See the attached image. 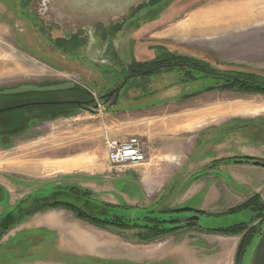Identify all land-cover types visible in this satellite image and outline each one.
<instances>
[{
    "label": "rangeland",
    "instance_id": "1",
    "mask_svg": "<svg viewBox=\"0 0 264 264\" xmlns=\"http://www.w3.org/2000/svg\"><path fill=\"white\" fill-rule=\"evenodd\" d=\"M28 1L27 4L31 16L36 17L41 23L51 24L48 27V36L50 38L53 39L56 36L62 37L72 33V35H76V39L73 40L74 42L72 41L73 43L71 42L66 45L69 49L76 48L74 49L76 50V55H80L85 49L86 46L79 49L77 47L80 44L85 45L86 36L89 37L87 45L92 47L91 50H93L95 43L103 39L98 38L97 40L95 37L100 26L109 30L108 34L111 36L110 26L119 22L122 26L119 31H116L117 28L114 29L116 32L113 31V37H116L117 41L126 44L131 54H136L141 59H150L148 58L149 54L146 53V48L150 49L157 43L158 45H162L163 48L164 45H169L167 46L169 49H176L181 53L198 58L203 61L206 67L214 70L251 73L264 77V0H248L247 5L237 6L234 4L230 5L229 2L231 0H150L145 7H142V5L148 0H130V2L122 4L115 14L106 15L101 12L96 16L79 17L77 19L68 17L67 13H65L67 17L61 18L57 16L58 12L54 11L57 9V4L52 0ZM24 7L22 0H0V90L20 91L24 89L35 92L41 88L55 85L61 78L65 79V77L69 76L76 77V82L89 89L93 93V97L97 99L100 92H104L112 86L106 77L102 79L96 69L91 68L84 59H72L50 46L47 41L48 39L38 34L33 19L29 15L22 16L21 11ZM219 9H222L219 11L221 17L215 13ZM236 10L243 11L244 14ZM199 11L203 12L199 14L198 19L200 22L196 29L193 30L191 28L190 33L184 35L187 39L194 38L191 40L177 38H167L165 40L164 38L165 41L161 39L172 29L174 30L177 27H184L186 25L193 26L195 22L190 21V19ZM250 16L252 18L251 23L243 27H235L249 21ZM197 32L200 34H197ZM197 77L198 79L195 81L182 84L181 90L180 86H176L165 92L160 91L159 94L161 96L164 93L166 97L171 96L165 102L169 105V109L172 110L174 119L176 113L183 108L193 109L197 105L207 106L216 103L221 105H219L221 118L231 115H247L242 117L253 119L252 121L264 118V111L259 112L257 115L250 114L251 111L257 112L254 109H259V105L264 104V92L246 90V93L240 91L239 89L241 88L231 90L229 88L235 86L217 81L211 76L200 77L197 73ZM154 78L155 75L132 77L128 80L127 86L142 84L145 80L150 81ZM174 81L176 79L172 78L168 80L165 77L161 79V85H169ZM60 85L62 87L72 86V84H66V82L60 83ZM207 87L211 88L210 91L196 93V91L199 92L198 90H204ZM149 99L153 101L152 96H149ZM95 103L99 106L95 108V106L91 105L92 110H99L103 106L98 101ZM104 107L107 108L108 106L105 105ZM70 108L73 109L75 106L71 105ZM91 109L77 108L53 120L36 121V125L40 127L39 130L31 129V126L25 132V141L14 143L11 147L0 145V174L5 175V173L11 170H17L25 173L28 177L54 179L53 177L55 175L58 176L59 172L53 171L51 165H44L43 162L51 164L53 162L51 158L58 154L81 153V156L90 159V162L93 164L92 169L103 171L110 168L109 178L106 179L109 189L94 192L80 187L81 191L86 190L88 192L91 196V201L109 207H117L122 209V211H131L136 207L133 206V204H136L133 201L134 194L138 198V194H141L139 206L142 213L137 214L136 217H143L144 211L142 210L154 214L161 212L164 214L163 217H166L163 218L165 221L156 222V225H159L161 228L169 227V223L176 220L170 218L169 212L172 213L187 205L186 203L171 205L169 201L173 199L172 196L180 198L184 194L187 184L194 180L196 175L190 177L172 176L169 186L171 184L177 185V188L180 187L182 189L179 191H176V186H171L170 188L167 187L164 191L156 193H149L147 191L143 193L141 188V193L133 192L134 184L138 185L140 180L139 175H135L136 168L111 165L105 161L103 143L105 133L102 130L103 128H100L93 139L81 137V132L78 134L80 137L77 140L68 138L70 137L68 132L70 126L72 127L75 124H82L88 121L90 118L85 117H88L93 112ZM92 119L99 120L97 117H92ZM59 130L67 131L68 134L65 133V135H68L65 136L66 140L60 144H58L59 142H50L53 133ZM174 131V140H177L180 137V132L176 128ZM194 134L195 130H191L184 132L183 136L189 137V135ZM118 138L121 137L118 136ZM193 139L194 136L191 141ZM38 166L43 167L44 170L37 174ZM101 175L100 173L95 174L99 179ZM141 178L143 179V176ZM167 178L169 177L165 176V179ZM74 187L79 189V187ZM103 187L106 186L104 185ZM174 188L176 189L172 190ZM253 196H257L260 199L258 216L253 220L255 233L251 237V241L249 240L245 246L242 258L238 262L234 260V255L232 256L229 250L224 251L219 247L228 240L226 238L233 237L235 240H238L235 249L232 251H237L241 239L240 235H242L244 230L236 234L214 233L193 227L182 228L176 231L191 232V235L194 232H198L204 235L202 239L206 244L205 264H251L250 258L257 245L258 236L264 228V194H254ZM229 209L219 213H227ZM204 212L207 213L206 211ZM212 213L214 214L202 215L200 217L199 223L202 227H224L247 221L251 215L248 210L236 213L229 212L230 214L223 215H218L216 214L217 212ZM69 216L76 217L71 211ZM127 218H129V214ZM139 222L143 224V218L139 219ZM107 230L125 233V235H128L126 239L130 238L132 241L142 243H148L156 238L176 232H169L157 236L152 240H144L141 238L142 233L149 236L146 229L138 227H109ZM38 253L42 254V251ZM72 258L78 261V264L83 262L90 263L92 260L90 258H82L80 260Z\"/></svg>",
    "mask_w": 264,
    "mask_h": 264
},
{
    "label": "crops",
    "instance_id": "2",
    "mask_svg": "<svg viewBox=\"0 0 264 264\" xmlns=\"http://www.w3.org/2000/svg\"><path fill=\"white\" fill-rule=\"evenodd\" d=\"M247 3L248 0L229 2L230 5L235 6L247 5ZM201 12L203 11L197 12L190 19L195 22L193 26L186 25L172 29L161 39L165 41L167 38L184 40L194 38L187 39L184 35L189 34L191 28L196 29ZM251 22L250 16L249 21L235 27H243ZM60 81L40 90L56 91L58 95L61 89H68L60 85L63 82L84 89L76 82V77L68 76L65 79L61 78ZM178 86L181 90L182 85ZM205 89L196 93L210 91ZM158 93L160 91L152 96L153 101L149 97H142L134 102L123 101L114 107L101 106L99 110L91 109L93 112L85 117L90 118L88 121L70 126L68 138L77 140L81 136L93 139L100 128H103L107 137L116 140H123L132 135L139 136L147 145L148 157L139 165H128L136 168L135 175L140 177L138 185L134 184L133 192L141 193L140 188L143 193L146 191L156 193L171 186L177 188L174 184L169 186L172 176L202 175L195 180L196 182L193 181L186 186L180 198L172 196L173 199L169 201L171 205L186 203L193 209L222 212L254 194H264V166L232 160L236 156L243 155L264 159L263 117H261L263 119H254L255 121L242 117L247 115L221 118L220 104L216 103L207 106L197 105L193 109L183 108L176 113L174 119L172 110L165 102L171 96L166 97L165 93L161 96ZM254 110L257 112L251 111L250 114L257 115L263 112L264 104ZM15 115L20 116L19 113ZM58 117H61L60 114L44 120ZM92 117H97L99 120ZM27 123L25 125L26 121L21 116V126L25 125V127L7 134L6 136H10V143L0 145L11 147L14 143H21L25 141V132L31 126V129L35 130L40 128L35 122L32 123L33 125L31 122ZM175 128L180 132L177 140H174ZM191 130H195L194 135L183 136L184 132ZM65 133L67 131L64 130L54 132L50 142L62 143L66 140L65 136H68ZM193 136L194 139L191 141ZM104 159L109 163L105 148ZM51 160L53 161L51 164L49 162L43 164L51 165L53 171L59 172L58 176L53 177L54 179L28 177L17 170H11L5 175L0 174V216L22 199L42 193L47 194L45 191L50 192L54 187L76 186L94 192L109 189L106 179L109 178L110 168L103 171L92 169L93 164L90 159L81 156V153L58 154ZM37 168V174L44 170L40 166ZM98 173L102 174L100 179L95 176ZM165 176L169 178L165 179ZM104 185L106 187H103ZM179 190L182 189L180 187L176 189ZM138 195L139 198L136 194L133 197L136 203L133 204L134 207L136 206L135 211L141 210L139 206L141 194ZM69 213V210L62 207H51L31 213L2 236L0 258L11 255L9 264H78V261L73 260L72 257L78 260L90 258L108 261L113 264H205L206 262V244L202 239L204 235L198 232H194L196 235H191V232L176 231L151 242L142 243L132 241L130 238L126 239L128 235L125 233L107 230L109 227H96L75 216L70 217ZM226 239L219 248L224 251L229 250L233 256L235 251L232 250L235 249L238 239L235 240L233 237ZM39 251H42V254H39Z\"/></svg>",
    "mask_w": 264,
    "mask_h": 264
},
{
    "label": "flooded vegetation",
    "instance_id": "3",
    "mask_svg": "<svg viewBox=\"0 0 264 264\" xmlns=\"http://www.w3.org/2000/svg\"><path fill=\"white\" fill-rule=\"evenodd\" d=\"M22 1H23V5L25 6L24 8H22V11H21L22 16L25 17L26 15H29L33 19V22L35 24L38 34L48 39L47 41L49 42L50 46L56 48L60 52H63L66 56L72 59H84L85 62L91 68L96 69L97 73L102 77V79L103 77H106L109 83L112 84V86H110V88L106 89L104 92H100L98 97H101V98L99 100H98V97L97 99H95L92 95L93 93L85 87H84L85 90L80 87H78L79 89H77L75 86L65 87L68 89L72 88L70 89L71 91L78 92V96H74L69 93V94H63V95L58 94L57 96H52V97H48V96L34 97L35 95H32V93L29 94V92H32V91L24 90V89L20 90L19 93L10 91V90L9 91L0 90V144L10 143L9 142L10 136H6V135L13 132L12 131L13 129L11 128L12 115L8 113L9 109L11 111H14V113L16 114L19 113V115L25 119L26 121L25 125H27L28 124L27 122L30 123V122H36V121H44V119H49L48 117H53V115L56 116L60 114V116H62V115H65L66 112L70 110H75L77 108L87 109V106L97 105V103H95L97 101L99 102V104L104 102L103 106L106 105L108 107H114L116 105H120V103H123V101L126 103L134 102L142 97L145 98L149 96H154L157 92L162 91L163 88L165 90H168L178 85H182L184 83L195 81L198 79L197 73L199 74L200 77H206L210 75L205 74L204 71H216V72L220 71V70H214V69L206 67L203 61H201L198 58L186 55L185 53H181L176 49H169L167 47L169 45L167 46L164 45V48H163L162 45H158L156 43V45H154L152 48L150 49L146 48V53L149 54L148 58L150 59H141V57L136 56V54L132 55L129 47L126 44L117 41L118 39H116V37H113L114 35L113 31H115L114 29L117 28L116 31H119V29L122 26L121 23L119 22L114 23L113 25L110 26L111 36L108 34L109 30H106L104 27L99 25L100 29L98 30V33L95 34L96 35L95 37L97 38V40L98 38L100 39L103 38V39L98 40L99 42L97 41L94 45V49L91 50L92 47H89L87 45V41L89 37L86 36L85 45L80 44L77 47L79 49L80 47L86 46L85 49L83 50V52L80 53V55L79 54L76 55L75 54L76 50H74L76 48L69 49L66 47L68 43H71L74 39H76L75 38L76 35H72L73 34L72 33V34L64 35L62 37L56 36L53 39L50 38L48 36L49 35L48 27H50L51 24L48 25L45 23H41L38 19H36V17L34 16L32 17L28 9L29 7L27 4L28 0H22ZM145 6H147V4L142 5V7H145ZM31 25L34 26L33 24ZM161 59H179V60L156 63L157 60H161ZM181 59H197L203 63V66L189 63ZM140 75L141 76L142 75H155V78L152 80L149 79L150 81L145 80V82H143L142 84L127 86L128 80L130 78L137 77ZM165 77L168 80H171L172 78L176 79V81H174L173 83H170L169 85L167 84L161 85L162 83L161 79ZM248 77H251V76H248ZM257 77L264 79V77H260V76H257ZM212 78H215V77H212ZM253 78L255 79V77ZM215 79L217 81L225 82L226 84H230L231 82V81H226L228 79H220V78H215ZM124 81L125 83L122 85ZM239 82H241L240 85L241 84L244 85L242 81H239ZM259 86L264 91V86L262 85H259ZM116 89H119L117 97H116V93H117ZM229 89L237 90L239 88L233 87ZM239 90L247 93V91L244 89H239ZM112 91L113 93L111 95H108ZM40 92H43V90L35 91L34 93H40ZM120 95L122 96V98H120L121 97ZM79 98H84V99H79ZM44 99H49V100H44ZM88 100H93V101H91L90 104L86 105L85 102ZM46 102H50L54 104H50V105L40 104V103H46ZM77 102H80V103L77 104ZM24 104L29 105V106L27 107L22 106ZM71 105H74L75 108L73 109L70 108ZM232 160H235L236 162H251L254 164L264 166V159L256 158L252 156H245V155L236 156ZM201 177L202 175H196L195 179L189 182L187 186L191 184L193 181ZM69 187L74 188V186L54 187V190H51L50 192L45 191L47 194L42 193L43 196L41 197L51 198L53 201L59 198L70 199L74 204H77L78 207H74L73 205H68V204L57 205V206H42V205L36 206L41 197L34 198L35 196H32V197L28 196L22 199L21 201H19L18 203H16L11 209L5 211L4 214L0 216V232L10 222H13L12 226H14L18 224L19 222H21L22 220H24L26 217H28L31 213L42 210V209L51 208V207H62L67 210H70L75 215L77 213V210L75 209H80V210H84L100 218L108 217V218H114V219L115 218L117 219L125 218V216L128 214L135 217L137 214L139 215L140 213H142L141 211H137V210L135 211V209L129 211L130 212L129 213V212L122 211V209L117 208V207H109V206L101 205L95 201H91L90 195L82 196L80 195V193H78L76 189H71ZM49 193H51V195ZM251 197L231 207L227 213L220 214L219 212H217L216 214L223 215V214L236 213L237 211L231 210V209L241 205L245 201L249 200ZM30 207H32V209H30ZM26 209L27 210L30 209V211L25 212ZM206 212L207 213H205L203 210H200V209L190 208L188 205H186L182 209L173 211L172 213L169 212L170 218L176 219L175 222L171 221L170 222L171 224L169 223V226L179 227L178 225H182L181 227L173 230L172 232L176 230H180L182 228H188V227L189 228L193 227V228H197V229L204 230V231H211L208 228H204L199 225H184L185 222L197 221V219L194 216H192V214L201 215V216L214 214L210 211H206ZM160 213L161 212L156 213V214L153 213V214L159 215L162 218V215L164 214L163 213L160 214ZM76 217L81 219L77 215ZM199 221L200 220H198V222ZM117 224H110V225L105 226L104 228L118 227ZM253 224L254 222L252 221L246 225L248 227H251L253 226ZM12 226L7 231H9L12 228ZM96 227H99V226H96ZM211 232L220 233L217 231H211ZM245 232L246 231H244L242 235H240L241 238L243 237ZM4 234L1 235L0 239L2 238ZM261 234H262V231L258 237H260ZM235 258H236V250L234 254V260ZM10 261H11V255H8L7 258H0V264H9ZM93 261H96V262L90 261L89 264H113V262L110 263L108 261H97V260H93Z\"/></svg>",
    "mask_w": 264,
    "mask_h": 264
},
{
    "label": "trees",
    "instance_id": "4",
    "mask_svg": "<svg viewBox=\"0 0 264 264\" xmlns=\"http://www.w3.org/2000/svg\"><path fill=\"white\" fill-rule=\"evenodd\" d=\"M173 60H179V59H161V60H157L156 63H159V62H170V61H173ZM183 61H186V62H189V63H193V64H197V65H200V66H203V63L197 59H181ZM232 73H235V74H242V75H247V76H251L252 78L253 77H257V75H254V74H251V73H240V72H232ZM226 81H231L230 82V86H235L237 88H241V89H244V90H251V91H261V92H264L262 88H260L259 85H256V84H253V83H248V82H243L244 85H240L241 82H239L238 80H226ZM41 86V85H40ZM77 89H79L78 87H76ZM211 88L210 87H207L205 90H210ZM58 91V90H57ZM72 92V93H71ZM32 95H35L34 97H38V96H41V97H46V96H56L57 93L56 91H43V92H40V93H34V92H29V94ZM71 94V95H74V96H78V92L76 91H71L70 89H61L59 94L60 95H63V94ZM91 97V96H90ZM44 100H49V99H44ZM16 101V99H15ZM18 103V102H16ZM42 105H50V104H54V103H50V102H46V103H40ZM31 105V104H30ZM22 106H29V105H22ZM8 111V110H7ZM9 114L12 115V131L13 132H16V131H19L21 129H23L25 127V125L21 126V116H16L14 111H11L9 109L8 111ZM66 114V113H65ZM55 115H53L54 117ZM24 120V118H23ZM71 189H76L78 191V193H80V195L82 196H87L89 195L88 192L86 190L84 191H81L80 189L78 188H73V187H69ZM260 199H258L257 196H253L252 198H250L249 200L245 201L244 203H242L241 205L231 209V210H235L237 212H240V211H243V210H248L249 213L251 214L249 219L247 221H242V222H238V223H234L232 225H228V226H220V227H217V228H211L209 230L211 231H217V232H220V233H227V234H236V233H239L241 231H246L245 234L243 235V237L241 238L239 244H238V248H237V251H236V262L240 261L241 258H242V253L244 251V248L245 246L248 244L249 240L251 239V237L254 235L255 233V228L253 226L251 227H248L246 224H248L249 222H252L254 219H256V217L258 216V205L259 204V201ZM57 205H65L63 203H54V202H51V203H46L42 206H57ZM263 209V208H262ZM77 210V213L76 215L78 217H80L81 219L83 220H86L96 226H99V227H102L104 228L105 226L107 225H110V224H117L118 222V227H138V228H142V229H146L149 236L142 233L141 235V238L142 239H154L156 238L157 236H160V235H163V234H167L169 232H172L173 230L179 228V227H176V226H169L167 228H161L159 227V225H156V222L160 223L162 221H165L163 218V215H162V218L159 216V215H154L152 212H146L144 211V215L143 217H134V216H131L129 215V218H127V215L125 216V218H108V217H97L91 213H88L84 210H80V209H75ZM32 212V211H31ZM125 212H129V211H125ZM151 214V215H150ZM161 214V213H160ZM143 218L144 220V223L143 224H140L139 222V219ZM172 222H175L174 220ZM171 224V223H170ZM13 225V222H10L7 224V226L0 232V237L2 234H4L11 226ZM138 236H140L138 234Z\"/></svg>",
    "mask_w": 264,
    "mask_h": 264
},
{
    "label": "water",
    "instance_id": "5",
    "mask_svg": "<svg viewBox=\"0 0 264 264\" xmlns=\"http://www.w3.org/2000/svg\"><path fill=\"white\" fill-rule=\"evenodd\" d=\"M52 1H54V3L56 2L55 4H57V9L54 10L55 12H58L57 16H60L61 10L63 9V6L65 4L68 5L69 1H73L71 6L75 9H77L81 13V15L79 16L80 18L96 16L97 14H100L101 12L103 14H106V15L115 14L118 11L119 7L122 6V4L130 2V0H52ZM149 1L150 0H148L145 4H147ZM140 4H142V3H140ZM69 7H70V5H69ZM67 16L71 17L70 13H67ZM116 60H118V59H116ZM204 73L208 74L212 77H215V78L238 80V81L249 82V83H253L256 85L264 86V79L263 78L256 77L254 79V78L248 77L246 75L235 74L232 72H224V71H217V72L216 71H204ZM124 83H125V81L122 83V85ZM118 91H119V89H116V92H117L116 97L118 95ZM112 93H113V91L110 92L108 95H111ZM100 98L101 97H98V100ZM93 100H88L85 102V104L86 105L90 104L91 101H93ZM79 103L80 102H77V104H79ZM100 105H104V102H102ZM93 106H95V108L98 107V105H93ZM87 109H91V107L87 106ZM41 196H43V194L37 195L34 198H39ZM50 202L63 203V204L73 205L74 207H78V205L74 204L70 199L59 198V199H55L53 201L51 198H45V197L44 198L41 197L36 206H41V205H44V204L50 203ZM30 209H32V207H30ZM30 209L29 210L26 209L25 212L30 211ZM142 211H146V210H142ZM192 216H194L197 219V221L185 222L184 225H199V226H201L200 223L198 222V220H200L201 215L192 214ZM16 218H18V217H16ZM178 226L181 227L182 225H178ZM204 228H209V229L213 228L214 229L217 227L205 226ZM250 259H251V264H264V228L262 230V234L257 239V245H256L255 249L253 250V254H252V257Z\"/></svg>",
    "mask_w": 264,
    "mask_h": 264
},
{
    "label": "built area",
    "instance_id": "6",
    "mask_svg": "<svg viewBox=\"0 0 264 264\" xmlns=\"http://www.w3.org/2000/svg\"><path fill=\"white\" fill-rule=\"evenodd\" d=\"M104 148L109 164L116 166H136L146 161L147 145L136 135L123 140L111 139L105 135Z\"/></svg>",
    "mask_w": 264,
    "mask_h": 264
},
{
    "label": "bare ground",
    "instance_id": "7",
    "mask_svg": "<svg viewBox=\"0 0 264 264\" xmlns=\"http://www.w3.org/2000/svg\"><path fill=\"white\" fill-rule=\"evenodd\" d=\"M73 3V1H69V4L67 5V4H65L64 6H63V9L61 10V14H60V16L59 17H61V18H63L64 16L65 17H67L66 15H65V13H70V16H71V18H78L80 15H81V13L77 10V9H75V8H73L72 6H71V4ZM69 5H70V7H69ZM220 10H222V9H219V10H216V14H219V16H220V13H219V11ZM233 10V9H232ZM224 12V11H223ZM239 13V12H238ZM235 14V13H234ZM242 14H244V12H242ZM100 16H102V15H100ZM247 16V15H246ZM221 17V16H220ZM233 18V17H232ZM242 19V18H241ZM98 105V104H97ZM99 106V105H98ZM126 166H128V165H126Z\"/></svg>",
    "mask_w": 264,
    "mask_h": 264
}]
</instances>
